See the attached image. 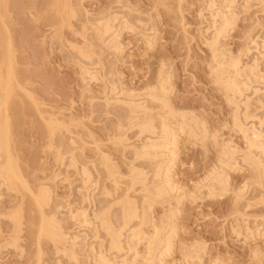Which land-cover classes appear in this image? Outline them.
<instances>
[{
    "label": "rangeland",
    "instance_id": "374dc122",
    "mask_svg": "<svg viewBox=\"0 0 264 264\" xmlns=\"http://www.w3.org/2000/svg\"><path fill=\"white\" fill-rule=\"evenodd\" d=\"M210 1L0 0V111L19 178L13 189L0 190V264H92L88 244L108 247L109 238L100 229L93 240L68 215L84 208L90 219L103 215L119 232L128 199L140 218L146 205L159 228L170 212L178 216L173 252L161 264H264V155L249 146L247 129L264 130V57L258 58L260 83L235 106L213 69ZM244 1L236 0L237 18L218 50L249 66L258 56L250 41L264 42V2ZM107 20L115 27L109 36ZM120 20L127 28L116 50L110 40ZM82 68L92 81L82 79ZM159 83L169 93V108L150 96ZM112 86L140 95L136 100L147 111L132 115L111 101ZM166 116L185 131L176 144L174 191L158 197L155 161L134 157L146 138L135 118L158 126ZM83 165L93 176L91 193L81 189ZM134 166L145 175L134 174ZM53 215L66 236L77 237V262L58 253L70 243L57 244L47 234ZM139 224L135 219L131 227ZM144 248L138 246L140 254Z\"/></svg>",
    "mask_w": 264,
    "mask_h": 264
},
{
    "label": "bare ground",
    "instance_id": "6f19581e",
    "mask_svg": "<svg viewBox=\"0 0 264 264\" xmlns=\"http://www.w3.org/2000/svg\"><path fill=\"white\" fill-rule=\"evenodd\" d=\"M250 1H252V0H245L244 3L248 4V3H250ZM257 1H259L261 3L264 2V0H257ZM236 4H237L236 0H211L210 3L208 4V9L210 10V15H211V19H212V26L210 27V29H212V32H211L212 34H211V37H209L210 40L209 39L208 40H209L210 48L213 50V52L216 53V54L214 53L216 56L214 55V57H213V63H214L213 66L214 67L213 66L212 67H213L214 73L216 75L215 77L217 78V80L219 82L222 83L226 93L230 96V101L232 103H234L235 106H237L235 104V103H237L236 101L239 100L238 99L239 97H242L244 92L246 93L248 91V89H250V87H252V85L254 83H260L262 76L260 75L259 71L257 70L258 66H259L258 58L264 57V42H259L258 39L250 41L251 44L253 45L254 50L258 53L257 59H254V61H253V65H249V66L248 65H242L239 57L236 56L234 58L233 55H232L233 56L232 57V56H229L227 54V52H225V51L223 52L221 50L220 51L218 50V46L220 45V43H219L220 39L227 36V34L230 31V27H232L231 25L235 21ZM103 19L104 18H102V20ZM115 20H117V19H114V21ZM122 21L120 23H118L119 27H117L116 31L114 30L115 32H113L114 33V35H112L113 37L112 38L110 37L111 38L110 44L113 43L115 49L119 48V46H118L119 38L122 34V31L127 28L126 23H124L125 21L124 22H122ZM112 29H115V27L114 26L112 27L110 20H107L105 22V25H104V31L106 34H108L107 36H109V34L112 33ZM108 32H111V33H108ZM104 36H106V35H104ZM251 51H252V49L247 48L246 54H249ZM82 69H83L82 70V79L84 81L85 80L92 81L93 80L92 74L90 72H88V70L86 71V69L85 70H84V68H82ZM166 79H168V78L166 77ZM168 80H167V83H168ZM163 84H164V81H163ZM169 86H170V84H169ZM151 91H152V93L150 94V91H149V94H150L151 98L155 101L156 105H157L156 102H158L163 108H169L170 96L162 84H160L154 90L151 89ZM255 91H257V90H255ZM117 92H118L117 88L115 86H112L110 93L113 94L115 97L114 98L112 97L113 100H111L110 98L109 99L111 101H113L114 103H121V104H124L125 106H127L129 108L130 112L132 113V115L147 111L146 104L144 106L141 102H138L136 100V98H138L140 95L139 96L135 95L132 92L126 93V92H124V90H121V92H118V93ZM119 95L120 96L123 95V99L118 98V97H120ZM151 98H150V100H151ZM109 101L107 100V102H109ZM3 106H5V104ZM170 107H171V105H170ZM156 108H157V106H156ZM2 113H3V111H0V190H2V189L11 190L14 188V186H15V184L19 178H18L17 172L15 171V169L12 165V161H11L10 155L8 153V150H7L8 144L6 142V139H4L6 131H5L4 119L2 117ZM170 116H171V118L174 117L171 114H170ZM139 118H137V117L135 118L136 123H137L136 127L138 128L139 134L141 136H146V138L143 137L145 139L144 141L142 138L141 141L143 142V145L140 149L135 150V156L134 157H136V159L155 161L156 166H155V171L153 173H154V177L158 181V183L156 185H154V191L153 192L158 197L166 196L170 192L174 191V184L172 183V175L171 174H172V170H173L174 163H175L176 144H177L181 134L185 131V129L183 128L184 126L182 124H179L178 122L177 123L172 122L171 120L170 121L172 123H170L168 120L169 116L160 117L159 118L160 123L158 126L155 125V123H154L155 121L153 119L145 118L143 121H140ZM176 118L173 119V121L174 120L176 121ZM182 118L184 119L183 116H182ZM236 118H238V117H236ZM248 120L250 121V119H248ZM239 121L240 120H238L236 123H239ZM132 122H133V120H132ZM188 122H189V120H188ZM188 122H187V124H188ZM239 124H238V126H239ZM246 124H247V122H246ZM249 124H247V125L249 126ZM253 124H254V122H253ZM263 124H264V122H261V125H263ZM247 125H244V127H246ZM187 127H188V125H187ZM239 127H241V126H239ZM244 127H242V128H244ZM251 127H252V129H255V128H253V127H255V125L254 126L252 125ZM242 128H241V131H242ZM247 129H248V131H252V134H250L249 136L247 135L249 137V141H248L250 143L249 146L253 149L255 148L254 150H259L264 155V139H263L264 138V130L263 131L261 130L260 133H257L258 132L257 130H256L257 132H255V130L253 132L252 129L251 130H250V128H247ZM235 131H236V129H235ZM238 131H240V130L238 129ZM244 131L245 130L243 129V132ZM248 131H245L243 133L246 138H248V137L246 136L245 133L248 134ZM222 149H223L222 152H224L225 155L227 156V153H229V152H226V151H228V150H226V148H224L223 146H222ZM227 149H228V147H227ZM261 153H260V155H262ZM230 154H232V153L230 152ZM226 156H224V158H226ZM221 158H223V157L221 156ZM256 161H258V160L256 159ZM259 161H260V159H259ZM260 163H262V162L260 161ZM69 165L70 166L73 165L74 167H76V164L74 165L73 160L70 162ZM258 165H259V163H258ZM73 166H71V168ZM85 166L81 170V176L83 179V184H82L83 188H81V189L86 190L87 193H88V191H89V193H91V191H92L91 189L95 183L92 184L93 183V181H92L93 176L91 175L89 168H87L88 166L87 167H85ZM222 166H224V165H222ZM78 167H79V165H78ZM67 168H69V166ZM219 168H220V171L222 170V172H223L224 167L221 168L219 166ZM137 170H138V168L136 169V167H135L132 169V172L134 174H136V173H138ZM138 175L144 176L145 174L144 173H138ZM96 187H97V185H96ZM94 189H95V186H94ZM50 190H52V189H50L49 187L47 188V186H46V189L44 190L46 200H48V201H50L52 198L51 197L52 194H51ZM151 192H152V190H151ZM103 193L105 194V192H103ZM92 194H93V192H92ZM109 194L111 195V193H109ZM0 196H1V194H0ZM88 197H89V194L83 195V201L84 202L88 201ZM182 199L183 198L178 200L179 203H181ZM51 202L52 201H50L49 203H51ZM126 203H127L126 206L128 207V209L127 210L125 209L124 217H123L124 218L123 219V225H122L123 227L122 226L120 228L118 227L119 232L114 231V229L116 227H113L114 228L113 229L112 226L110 225V223L103 217V215H99V214L94 215L95 214L94 213L93 214L94 217L92 216L93 218L90 219L91 217L88 215L87 209L80 208V209L76 210V212L70 213V215H68L76 223V224L75 223L74 224L77 225L79 229L90 230L92 232V239L93 240H98V238H99L98 235H99L100 229L103 230L105 232L106 236H108V238H109L108 247H104L105 245H103V243H101L99 246V249H97V248H95L94 245L88 244V246H87L88 247V255L90 257V260L93 262L92 264H138V261H141V260H144V264H159L161 262L160 261L161 257L167 256V255L171 254V252H173L174 240L177 237L176 236V233H177L176 232V228H177L176 220L177 219L175 220V217L177 218L178 216L175 213L170 212L171 216H169V217H171V218L169 219L168 223L165 222V224L166 223L167 224L166 225L163 224L164 227L159 228L158 226L155 225L154 220L151 217L152 213L149 214V212H150V211H148L149 208L148 207H147V209L145 208L146 205L143 204L144 203L143 201H142L143 205H141L142 206L141 207L142 208L141 218L138 217V215L140 213L138 212V209L136 206L137 204L135 205V203L133 201H130V199H128V201ZM150 208H151V206H150ZM176 210H174V211H176ZM56 216H59V215H56ZM56 216L53 215V216L47 217V219H46L47 234H49L55 240V242L57 244L64 243V242L70 243L69 248H64L63 250L57 249L58 253H62L64 256L68 257L71 261L77 262L79 259V258L77 259V256L75 253V251H76L75 250L76 249L75 241L77 240V237L71 238L69 236H66L64 231H63L62 225L60 224V222L58 221ZM138 218L140 220V224L136 225V227L132 228L131 224L133 223V221L135 219H138ZM96 221L98 223L97 225H99V226L98 227L96 226L97 228H95V226H94V228H93L92 224ZM143 225L149 226L150 232L145 233V231H143V229H142ZM84 235H86V233ZM86 236H88V235H86ZM124 237H125V241H126V243H125L126 248H124L123 243H122L123 242L122 239ZM141 244H143L145 247L144 248L145 249L144 254H140L138 251V246ZM197 262L199 263V260Z\"/></svg>",
    "mask_w": 264,
    "mask_h": 264
}]
</instances>
